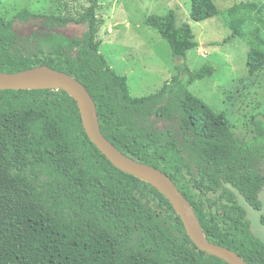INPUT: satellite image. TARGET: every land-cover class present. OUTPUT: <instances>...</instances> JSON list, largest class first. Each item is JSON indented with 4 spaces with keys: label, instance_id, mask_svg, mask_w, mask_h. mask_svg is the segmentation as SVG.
<instances>
[{
    "label": "trees",
    "instance_id": "trees-1",
    "mask_svg": "<svg viewBox=\"0 0 264 264\" xmlns=\"http://www.w3.org/2000/svg\"><path fill=\"white\" fill-rule=\"evenodd\" d=\"M98 9L99 0H91L82 15L27 8L11 22L0 15V73L47 66L76 78L96 105L103 135L127 157L168 175L210 242L264 264V242L235 193L262 210L264 113L251 118L246 141L225 111L190 92L216 70L189 68L187 53L199 43L190 25L177 26L174 10L144 25L169 44L175 74L156 93L133 97L127 77L101 51ZM218 14L213 0H191L194 22ZM225 14L234 37L249 35L253 78L264 70V3H239ZM29 21L35 29L21 34L16 23ZM68 24L87 29L69 36L62 31ZM0 264L228 263L194 244L165 195L98 150L78 103L59 89L0 91Z\"/></svg>",
    "mask_w": 264,
    "mask_h": 264
},
{
    "label": "rangeland",
    "instance_id": "rangeland-1",
    "mask_svg": "<svg viewBox=\"0 0 264 264\" xmlns=\"http://www.w3.org/2000/svg\"><path fill=\"white\" fill-rule=\"evenodd\" d=\"M91 0H0V15L11 22L25 8L35 14L82 15ZM219 14L212 19L194 22L190 17L191 0H99L97 16L100 22L98 41L108 65L127 77L130 94L145 97L156 93L175 74L169 44L153 29L144 25L151 15L174 10L177 26L188 24L193 30L197 49L187 53V64L197 71L205 64L215 67L211 78L197 81L190 92L212 109L225 111L238 136L248 141L252 137L251 118L264 113V70L248 77L247 53L251 49L249 35L234 37L225 25L226 10L243 2L264 3V0H213ZM253 21V20H252ZM252 21L246 28L250 31ZM35 21L16 29L29 35ZM87 25L68 24L62 31L69 36L81 35ZM264 175V161L261 166ZM239 204L246 210L253 234L264 242V188L259 194L263 208L254 210L237 191Z\"/></svg>",
    "mask_w": 264,
    "mask_h": 264
},
{
    "label": "water",
    "instance_id": "water-1",
    "mask_svg": "<svg viewBox=\"0 0 264 264\" xmlns=\"http://www.w3.org/2000/svg\"><path fill=\"white\" fill-rule=\"evenodd\" d=\"M59 89L66 91L78 103L84 129L91 142L116 168L151 184L165 195L180 216L188 236L198 248L228 264H249L236 252L214 244L204 236L195 211L168 175L127 157L103 135L96 105L85 86L76 78L47 66L17 73H0V91Z\"/></svg>",
    "mask_w": 264,
    "mask_h": 264
}]
</instances>
